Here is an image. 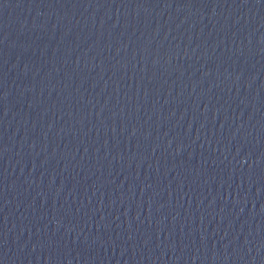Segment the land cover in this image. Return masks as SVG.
Here are the masks:
<instances>
[{
	"label": "water",
	"instance_id": "95a60500",
	"mask_svg": "<svg viewBox=\"0 0 264 264\" xmlns=\"http://www.w3.org/2000/svg\"><path fill=\"white\" fill-rule=\"evenodd\" d=\"M0 264H264V0H0Z\"/></svg>",
	"mask_w": 264,
	"mask_h": 264
}]
</instances>
